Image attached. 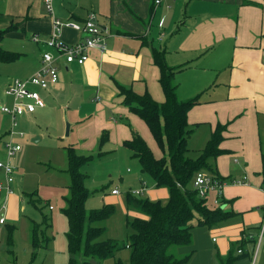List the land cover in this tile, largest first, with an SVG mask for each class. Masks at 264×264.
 <instances>
[{"label": "crops", "instance_id": "obj_1", "mask_svg": "<svg viewBox=\"0 0 264 264\" xmlns=\"http://www.w3.org/2000/svg\"><path fill=\"white\" fill-rule=\"evenodd\" d=\"M154 2L52 0L51 16L45 10L44 0H0V30L13 26L7 36L23 39L27 35L30 41L32 34L40 35L39 44L31 41L36 53L31 52L32 70L23 77L27 78L40 66V53L46 49L45 41L51 33L53 17L63 22H83L93 15L94 21L106 31V51L93 50L82 66H64L59 59V82L41 96L45 99L44 94L50 96L53 93V99L55 96L61 100L82 96L84 100L105 102L106 105L94 115L99 119L100 127L106 124L124 129L119 124L122 119L132 125L129 131L123 130L122 143L131 139L133 131L143 140L144 137L149 140L152 135L141 119L127 112V107L119 108L122 97L116 85L138 95L148 93L155 102L162 103L164 94L158 83L159 72L153 62L152 49L164 50L165 61L171 67L190 63L188 68L173 77V80L178 77L181 81L175 85L177 98H186L182 99L185 101L200 95V104L188 113V124L195 128L206 125L210 134L217 125L226 126L219 144L222 154L209 161L214 175L223 183L221 203L216 207L232 212L235 219L232 225L211 230L218 236V261L219 256L226 255L232 243L241 239L251 241L254 246L257 244V252L263 241L259 235L264 218L261 175L264 155V0ZM80 37L67 29L60 34V39L70 44ZM174 39L178 40L174 50H169ZM173 51L177 56L183 54L186 60L173 64L174 59L168 57ZM19 54L21 57L25 55ZM204 69L210 70L212 76L199 71ZM221 74H224L222 80L215 83L212 79L217 80ZM193 77L192 83L183 81ZM85 91L94 92L85 98ZM27 117L34 119L36 112ZM82 117L79 115V119ZM93 126L94 123L78 126V130L94 129ZM4 180L0 172V184H4ZM146 189L142 183L140 189L132 191H141L137 197L147 192L151 201L163 202L168 197L166 188ZM14 194L4 201L5 191H0V210L3 203L6 204L5 211H0V218L5 219L0 228L7 224V219L18 221V209L23 201ZM210 196L213 203L214 195ZM4 250L8 253L7 249ZM32 251L30 243L29 263ZM47 251L48 248L42 250L38 257ZM244 253L245 250L237 255ZM67 255L69 259L68 251ZM8 262L9 259L4 258V264ZM12 264L15 263L12 261Z\"/></svg>", "mask_w": 264, "mask_h": 264}, {"label": "rangeland", "instance_id": "obj_2", "mask_svg": "<svg viewBox=\"0 0 264 264\" xmlns=\"http://www.w3.org/2000/svg\"><path fill=\"white\" fill-rule=\"evenodd\" d=\"M177 41V39L173 40V46L169 50H174L175 42L177 43ZM0 45L4 51L25 54L24 57L20 56L11 63L0 62L1 107L7 103V97L4 94L6 85L13 78H23L29 74L32 70L31 52L33 51L32 54H34L36 50L34 48L35 45L29 40L27 35L23 39H16L6 35ZM183 56L181 53L177 56L175 51H173L168 57L169 60L170 58L174 59L175 63L173 64H178L180 61L186 60V57ZM199 71L212 76L210 70ZM223 76L224 74H221L217 80L212 77V80L215 83L220 82ZM193 80L194 77L183 81L192 83ZM178 81L180 80L176 77L173 83L177 85ZM182 89H184L183 84ZM183 95H186L185 91ZM46 96L44 94V102L46 101L45 106L48 105V107L37 110L34 119H30L27 116L18 117L16 126L13 128L15 134L10 136L14 143L21 146V150L10 159V163L14 168L13 176L15 179L12 189L15 193L14 195L21 197L23 202L20 201L18 221H9L7 219V224L0 228V259H3L0 264H4V258L9 259L6 264H12L11 259L14 258H16L15 264L68 263L66 240L68 225L66 218L62 214L65 206L64 199L69 194L67 188L70 185V177L66 172L68 161L66 146L74 147L77 154L82 157H92L79 168V171L85 177L84 187L91 194L85 202V209L87 211L98 210L104 205H108L112 210L108 217L94 223V226L104 228L105 238L117 243L121 249L115 253L113 258H109L102 264H116L117 261L127 264L130 251L125 248V245L132 234L129 224L135 219L145 218L144 215L128 206L127 196L130 191L140 189L142 183L146 185V191L156 188L153 185L152 178L149 174L141 171L138 160L132 157V153L121 141L123 130L125 129L126 132L128 129H132L129 128L132 125H129V121L122 119L119 120V124L124 129L121 127L116 129L113 125L106 124L100 127V121L94 115L103 105H106L103 101L92 102L90 99L84 100L82 96L77 98L67 97L61 100L54 95L53 99V93L50 96ZM178 99L184 101L182 99L186 98ZM120 107L126 108L127 106L122 104L119 105ZM127 112L132 113L128 107ZM79 115L83 116L82 119H79ZM76 122L80 123L76 124ZM90 123L95 124L92 127L94 129L83 128L81 131L78 130V126L82 127ZM10 127L11 120L0 111V160L3 161L6 160L4 143L10 139ZM136 128L140 130L139 127ZM187 129L192 130L186 143L189 150L188 157L194 160L199 156L211 134L206 125L195 128L194 125L190 126L188 124ZM19 133H23L22 137L19 136ZM66 133H68L67 136ZM133 133L135 132L133 131ZM144 140H146V145L156 159L166 158V151L157 145L152 136H149V140L144 137ZM113 189L118 190L117 195L111 194ZM136 198L151 201L147 192ZM30 200L36 205H32ZM164 200L162 204L167 203L168 197ZM205 201L209 208L216 207L212 203L210 195ZM42 214L50 218L51 229L48 230V235L51 237V241L48 245V251L38 257L36 261L29 263L30 225L32 221L40 224L42 222ZM233 223H235L233 217L221 221L212 227L197 226L196 222L193 221L192 241L189 246L178 248L177 254L179 256L190 255L186 264H220L218 255H216L218 253L216 249L218 236L211 230L229 226ZM9 227L12 228L9 229ZM9 230L11 231L13 245L12 255L5 253L4 250V248L9 250L6 244L9 238ZM255 246L251 242L244 244L245 253L241 256L234 253L236 259L234 264H251L254 251L256 250ZM254 256L255 259L252 264H264V240Z\"/></svg>", "mask_w": 264, "mask_h": 264}, {"label": "trees", "instance_id": "obj_3", "mask_svg": "<svg viewBox=\"0 0 264 264\" xmlns=\"http://www.w3.org/2000/svg\"><path fill=\"white\" fill-rule=\"evenodd\" d=\"M13 29L14 27L10 26L0 30V44L5 35ZM165 54L164 50L152 49L153 62L159 72L158 83L164 94L162 103L155 102L148 93L138 95L130 89L116 85L119 96L122 97V104L146 124L157 145L166 151L167 155L166 158L156 159L144 140L135 133L131 139L123 143L132 153V157L138 160L141 171L152 178L154 186L166 188L168 191L166 204L160 201L138 199L131 192L127 196L128 206L145 216L129 224L132 234L125 245V248L130 251L127 264H186L190 255L179 256L176 251L178 248L190 245L193 221L197 226L212 227L233 216L232 212L220 207L209 208L206 199L199 198L190 187L197 172H207L218 178L214 175L215 171L210 168L209 161L222 154L219 144L223 140L222 132L225 131L226 126H216L196 159L188 157L189 150L186 143L192 130L187 129V118L191 108L200 104V95L185 101L177 98L173 77L188 68L190 63L171 67L165 61ZM19 57L20 54L4 51L0 45L1 63H11ZM65 149L68 159L66 172L70 177V185L67 188L69 194L64 199L65 206L62 210L68 225L66 240L69 259L67 264H102L109 258H113L121 249L117 243L105 238L104 228L94 226V223L108 217L112 210L108 205L98 210L85 209V202L91 194L84 187L85 177L79 168L92 157L78 155L72 146H66ZM261 175L264 189V155H262ZM30 202L32 203V200ZM37 203L39 204L38 200ZM32 205L35 206L36 203ZM49 229H51V222L46 215H43L40 224L32 221L30 243L33 251L30 263L42 250H47L51 241L48 235ZM262 240H264V230ZM247 242L241 239L232 243L226 255L219 256V263L234 264L235 251L243 252V246ZM12 246L9 230L7 247L11 255ZM15 260L16 258L12 259L13 262ZM116 264L122 263L117 261Z\"/></svg>", "mask_w": 264, "mask_h": 264}, {"label": "built area", "instance_id": "obj_4", "mask_svg": "<svg viewBox=\"0 0 264 264\" xmlns=\"http://www.w3.org/2000/svg\"><path fill=\"white\" fill-rule=\"evenodd\" d=\"M161 0H155L159 4ZM46 12L52 16V0H44ZM71 30L81 35L78 41L66 43L60 39L63 30ZM31 41L35 44L40 43V35L34 33L31 35ZM46 49L40 53L39 68L27 78H13L6 85L4 94L7 97V103L0 107V111L11 120L9 137L14 135L13 128L16 126V120L21 116H29L37 110L45 107V102L41 93L47 92L59 82V67L57 62L60 59L64 66L85 64L93 50L101 53L106 51V31L94 21V16L90 15L83 22L60 21L52 18L51 33L45 41ZM23 133H19L22 137ZM21 150V146L12 141L11 137L4 143V152L6 160L0 161V172L4 176V184H0V191H5L4 201L13 193L12 184L14 182V168L10 159ZM192 189L201 199H206L208 195L213 194V204L218 206L222 199L223 183L219 179L205 173L197 172L191 183ZM113 195L118 194L117 190L111 191ZM132 195H139L141 191H132ZM5 202L0 211H5ZM51 209V207H50ZM5 219L0 218V225ZM264 230V218L260 231V239ZM241 251L237 250V254Z\"/></svg>", "mask_w": 264, "mask_h": 264}, {"label": "water", "instance_id": "obj_5", "mask_svg": "<svg viewBox=\"0 0 264 264\" xmlns=\"http://www.w3.org/2000/svg\"><path fill=\"white\" fill-rule=\"evenodd\" d=\"M94 91H85L84 92V97L87 98L89 95H91ZM68 133H66L67 136ZM223 208V207H222Z\"/></svg>", "mask_w": 264, "mask_h": 264}]
</instances>
